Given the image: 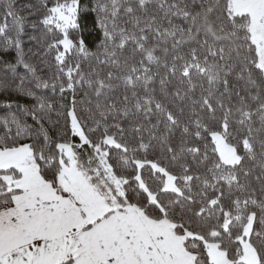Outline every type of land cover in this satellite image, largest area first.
I'll return each instance as SVG.
<instances>
[{
    "label": "snow or ice",
    "instance_id": "6c2138e0",
    "mask_svg": "<svg viewBox=\"0 0 264 264\" xmlns=\"http://www.w3.org/2000/svg\"><path fill=\"white\" fill-rule=\"evenodd\" d=\"M40 7L0 0V61L36 101L0 116V264H264V0ZM29 16L47 78L25 59Z\"/></svg>",
    "mask_w": 264,
    "mask_h": 264
},
{
    "label": "trees",
    "instance_id": "16d2710c",
    "mask_svg": "<svg viewBox=\"0 0 264 264\" xmlns=\"http://www.w3.org/2000/svg\"><path fill=\"white\" fill-rule=\"evenodd\" d=\"M32 2L36 5V7L42 12L43 9L40 7V0H17V8H19L21 5ZM88 3V0H85V4ZM23 15L28 16L27 12H24ZM95 13L89 12L88 14H83L82 18L79 20L80 23V29L78 33V38L83 39L86 43V46L89 49V52L91 53H97L98 48L96 45L99 44L100 38H102V34L98 31V29L93 28V21L95 19ZM36 16H29L27 21L25 22V35H23V52L25 55V59L27 62L34 64L38 69L43 68V73L45 78L51 75L52 72L55 71V68H47L44 67V65L41 64V58L43 57L46 59L49 64L53 63V58L51 55L44 56V49L43 47L37 43L38 40L44 39V40H51L50 36H47L44 32V29L38 28L34 30L32 28V23L34 20H36ZM2 19V18H0ZM75 34V33H74ZM15 33L11 29V21L9 20V36L14 37ZM30 36H35L37 40H30ZM4 39H7V37L0 36V42H2ZM31 49V51H30ZM78 57L75 54H70L68 56V60L70 64H74ZM122 61L127 59L128 62H133V60L139 59V55L132 57L129 54V51L126 49L124 53L121 56ZM4 61H9L12 63H15V49H11L7 56L4 57ZM83 68L85 71L88 70L89 64L92 63V61L83 62ZM98 71L100 76H104L108 69L105 66H99ZM19 76H26V71L23 69L22 66H17V70L15 73H13L10 69H8L7 65L0 61V116L6 114L8 112V109L4 107L5 104L9 102H19L21 104L28 105L31 107L36 103L35 100L30 99L26 96L20 95L17 91H15V85L19 83L18 77ZM30 85L25 84V87H29ZM34 87V86H33ZM36 94L38 96H43L45 98H50L54 103L56 108L58 109L60 104L66 103L67 100H70V94L66 99H62L58 90L56 93H53L51 89H34ZM123 91V89H121ZM80 97L77 96V100L79 101ZM15 109L13 108V111ZM53 119H55V113H53ZM28 123L31 124L32 121L30 118H28ZM50 135L55 138L57 135L58 127L56 128H50ZM149 158H154L152 154H150ZM190 159V158H189ZM176 171V169H173ZM203 171V169H201ZM145 175H147V172H145Z\"/></svg>",
    "mask_w": 264,
    "mask_h": 264
}]
</instances>
